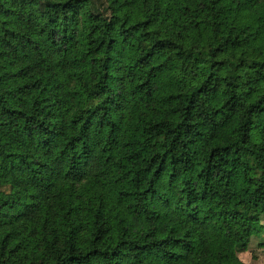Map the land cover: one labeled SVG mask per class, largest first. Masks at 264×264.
I'll use <instances>...</instances> for the list:
<instances>
[{
  "label": "trees",
  "instance_id": "trees-1",
  "mask_svg": "<svg viewBox=\"0 0 264 264\" xmlns=\"http://www.w3.org/2000/svg\"><path fill=\"white\" fill-rule=\"evenodd\" d=\"M263 220L264 0H0V264H245Z\"/></svg>",
  "mask_w": 264,
  "mask_h": 264
},
{
  "label": "rangeland",
  "instance_id": "rangeland-1",
  "mask_svg": "<svg viewBox=\"0 0 264 264\" xmlns=\"http://www.w3.org/2000/svg\"><path fill=\"white\" fill-rule=\"evenodd\" d=\"M264 226V220H263ZM262 240V241H261ZM264 243V228L260 227L259 231L256 232L249 242L246 250L241 251L238 255L239 258L245 264H264V245L259 242Z\"/></svg>",
  "mask_w": 264,
  "mask_h": 264
}]
</instances>
